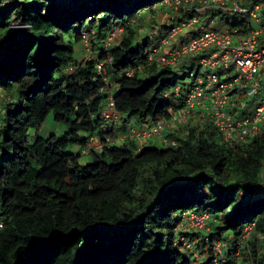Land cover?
<instances>
[{"label": "trees", "instance_id": "trees-1", "mask_svg": "<svg viewBox=\"0 0 264 264\" xmlns=\"http://www.w3.org/2000/svg\"><path fill=\"white\" fill-rule=\"evenodd\" d=\"M163 1L0 0V264H237L238 253L240 264H264V240L242 243L250 226L264 238V129L231 148L192 114L167 136L175 146L117 145L129 128L151 130L187 108L196 60L149 61L173 22L154 38L133 29ZM221 16L228 14L211 11L202 23ZM227 26L242 35L256 28L249 17ZM115 28L121 35L106 47ZM85 34L89 60L79 54ZM11 95L17 100L6 103ZM111 98L121 123L109 129L100 113ZM238 102L237 120L245 115ZM50 116L63 135L40 134ZM83 155L93 161L82 165ZM191 215L209 217L208 232L181 231ZM218 243L225 247L217 258Z\"/></svg>", "mask_w": 264, "mask_h": 264}, {"label": "built area", "instance_id": "built-area-1", "mask_svg": "<svg viewBox=\"0 0 264 264\" xmlns=\"http://www.w3.org/2000/svg\"><path fill=\"white\" fill-rule=\"evenodd\" d=\"M197 3L199 0L163 1L161 6L164 8L173 11L182 7V13L175 15L179 19L172 23L173 26L170 24L168 37L155 43L149 55L151 63L163 67H178L196 60L195 63L198 65L196 73L192 71L189 73L192 87L187 97L186 110L173 115L168 122L159 121L151 130L129 128L127 139L140 142L157 139L164 147L175 146V141L162 134L163 126L184 127L189 124V116L196 111L199 112L197 118L202 122H211L221 134L222 143L231 148L248 142L264 129V48H260L259 42L264 32V20L260 16L261 7L259 5L246 7L244 0H203L202 9L189 11V8ZM209 10L225 14L234 12L249 17L256 24V28L247 35H242L238 30L221 33L201 27L200 21L207 16ZM180 14L182 16H179ZM187 16L192 18L188 19ZM155 30L157 35L160 27ZM111 40L112 38L106 41V47L110 45ZM180 40L182 42L179 43ZM83 45L84 56L90 59L92 48L88 34L83 37ZM104 65L105 63L97 64L99 74L104 72ZM236 88L247 92L249 101L253 104L252 111L244 108L245 115L239 120L231 114V109L237 105L236 97L231 96ZM100 118L109 129L121 123L113 98L109 99L101 111ZM121 140L122 138L120 142ZM92 142L91 147L95 148L96 143L94 140ZM107 143L113 141L107 139ZM96 148L100 149L102 146L97 145ZM191 218L192 215L186 220L190 221ZM200 218L204 221L205 228L208 217ZM203 229L196 228L197 231Z\"/></svg>", "mask_w": 264, "mask_h": 264}, {"label": "rangeland", "instance_id": "rangeland-1", "mask_svg": "<svg viewBox=\"0 0 264 264\" xmlns=\"http://www.w3.org/2000/svg\"><path fill=\"white\" fill-rule=\"evenodd\" d=\"M202 6H204V4ZM202 6H199V8L202 9ZM261 6H262V10H264V4L263 3H261ZM179 8L180 9H175L172 12V10H168L166 8L163 9V6H161V5L156 6L154 8L155 13L154 14L144 13L141 16L142 19L135 23V26L133 27V29H135L134 31H136V33L138 35H140V38L141 39H143L145 36H148V35L149 36L150 35L153 36V35H155V33H152V31L155 30V27L152 24L155 23V26L157 25L156 28H159V27L161 28V27L165 26V24L168 25L169 23H171V21L173 23H175L174 21L177 18L179 19V17H175V15L178 14V13H182V7H179ZM160 10H162V11H160ZM179 16H182V14H180ZM260 16H261V13H260ZM210 17L211 16H209V18ZM244 18H245L244 16H241L239 14H236L234 12H231V13H228V16L226 18H224V19H223L222 16L221 17H217L214 20V23L213 24L210 23L209 26L211 28H213V29L214 28H218V27L220 28L224 24L233 25V24H235L237 22L242 21ZM211 21H212V19H211ZM255 26H256V24H255ZM12 28L13 29H17L18 26L17 25H14ZM113 33H114L113 35H111V36H109L107 38V42L110 40V38H112L110 44H115L116 43L115 41H117L118 36L121 35L120 29H118V28H115L113 30ZM88 35H90V34H88ZM155 37H156V35H155ZM261 39H264V32H263V35L261 36L260 40ZM105 40L102 39L101 42H104ZM96 42H100V39L98 41H96ZM107 45H109V44L107 43ZM260 48H264V46L263 45L262 46L260 45ZM91 53H92V49H90V54ZM79 54L82 57V59L84 60V52H83V54H82V52L79 53ZM91 58H92V55L90 56V59ZM191 62H192V60L190 61V63ZM186 64H188V63H186ZM197 68H198V65H197ZM196 71H195V73H196ZM179 72H180L181 75H183V70L182 69H180ZM2 98H3V96H2ZM259 99L260 98H258L257 100L259 101ZM4 100L6 101V103H11L12 101H16L17 98L14 95L13 96L11 95V96L5 97ZM236 100H237V102L240 100V102H238L240 104V110H241V107H244L247 110H251V111L253 110L252 109L253 108V104L249 101L248 93L247 92H245L243 95H241L240 97H238ZM6 111H7L6 104H5V102H3L0 99V124L1 125H3V119H4V116L6 115ZM132 122H133V124H135V126H138L137 121H132ZM198 123H199L198 120L192 122V124H198ZM167 128H166V126H163V132H162V134L165 137H166L165 130ZM64 132H65V127L62 126V125L55 124L54 121H53V117L50 116L49 119H48V121H47V123L41 129L40 134H42L43 136H49L51 133H55V135L61 136V135L64 134ZM35 133H36L35 130H31L30 135L31 136H34ZM122 134H124V133H122ZM121 137H122V135H121ZM121 144H122V142L121 143H117L118 146L121 145ZM144 146L145 147H149V148H153V147H163V145H162L161 142H156L155 141V142L146 143L144 145H140V148L139 149H142ZM92 161H93V158H92L91 155H83L81 157V160H80V162H81L82 165H87V164L91 163ZM262 188H263L262 190H260V189L259 190L264 193V186ZM256 192H258V190H256ZM208 219H209V217H208ZM209 221H211V220H209ZM209 221L208 220L206 221V224H205L206 228H204V224H203L204 221H202V219L200 217H196V216H193L192 215V218L190 219V221L185 220L184 223H183V225L181 227H179V229H181V231H183V232H194V230H196V228L198 227L200 229H203L204 228L205 230L203 229V231L204 232L205 231L208 232V227H207L208 226V223L207 222H209ZM248 229H247V232L242 236V243H243V240H245V239H251V237H253V236L255 238L259 239V240H264V238L261 237V235H258L257 234V231L255 230V227L252 228V226H250V227H248ZM242 243H240V245ZM224 246H225L224 243H218L216 245V247L214 249L215 250L214 253H216L217 258H218V255L219 256H222V254H223V247ZM220 249H221V253L222 254H219ZM195 256H196L197 260H200L201 259V257L198 254L197 255L195 254ZM207 258H208V256L205 255V256H203V259L202 260L203 261H207ZM249 260L250 259H247V261H249ZM235 261L237 262V264L242 263V261H244L243 260V256L240 255L239 253L236 254V260ZM244 262H246V261H244Z\"/></svg>", "mask_w": 264, "mask_h": 264}, {"label": "crops", "instance_id": "crops-1", "mask_svg": "<svg viewBox=\"0 0 264 264\" xmlns=\"http://www.w3.org/2000/svg\"><path fill=\"white\" fill-rule=\"evenodd\" d=\"M202 2H203V0H199V3H197V4H194L192 7H190L189 8V11H194V9H198L199 8V6H202L203 4H202ZM246 0H244V4H246ZM251 4V3H250ZM253 4V3H252ZM259 6L261 7V10H262V6H261V4H259ZM249 7V6H248ZM169 10V9H168ZM160 11H162V10H160ZM211 11H215V10H209L208 11V14L211 12ZM263 11L264 10H262L261 11V17L262 18H264V14H263ZM173 12V11H172ZM173 14V13H172ZM208 14H207V16L206 17H204V18H202V20L200 21V26L201 27H206V28H208L209 30H212V31H216V32H221V33H226L227 31H228V26H227V24H224V25H222L220 28L218 27V28H211L209 25H204L202 22L205 20V18H207L208 17ZM264 20V19H263ZM170 22V21H169ZM172 22V21H171ZM213 23H214V21H213ZM212 23V24H213ZM170 24V23H169ZM211 24V25H212ZM261 38V37H260ZM261 40L259 39V42H260ZM261 43V42H260ZM198 111H196V113H194V115L197 117L198 116ZM185 126V125H184ZM181 127H173V126H170V127H168L166 130H165V134H166V137L170 134V133H174L175 131L177 132L178 130H182V129H180ZM121 135V134H120ZM125 139V138H124ZM124 139H123V141H124ZM159 142V141H157L156 139H154V140H152V141H150V142ZM149 143V142H148Z\"/></svg>", "mask_w": 264, "mask_h": 264}, {"label": "clouds", "instance_id": "clouds-1", "mask_svg": "<svg viewBox=\"0 0 264 264\" xmlns=\"http://www.w3.org/2000/svg\"><path fill=\"white\" fill-rule=\"evenodd\" d=\"M84 54H85V51H84ZM84 59H86L85 56H84ZM87 60H89V59H87ZM102 63H104V62H102ZM193 114H194V113H193ZM189 124H190V122H189ZM189 124L186 125V126H189ZM186 126H184V127H186ZM126 136H127V133H126V134H125V133L122 134V137H121L122 140H121V142L123 141L124 138H125L124 140H127ZM168 139H170V138H168ZM152 140H154V139H152ZM152 140H150V141H152ZM156 140H157V139H156ZM171 140H172V139H171ZM157 141H159V140H157ZM173 141H174V140H173ZM159 142H160V141H159ZM162 145H163V144H162ZM163 147H164V146H163Z\"/></svg>", "mask_w": 264, "mask_h": 264}]
</instances>
